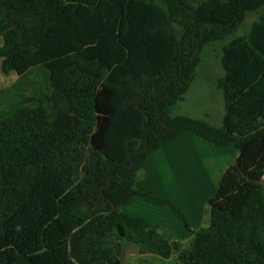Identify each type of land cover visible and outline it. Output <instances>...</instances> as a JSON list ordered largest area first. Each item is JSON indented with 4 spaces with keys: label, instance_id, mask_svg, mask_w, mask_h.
Wrapping results in <instances>:
<instances>
[{
    "label": "trees",
    "instance_id": "1",
    "mask_svg": "<svg viewBox=\"0 0 264 264\" xmlns=\"http://www.w3.org/2000/svg\"><path fill=\"white\" fill-rule=\"evenodd\" d=\"M246 35V16L260 12ZM223 48L221 126L174 115L206 47ZM45 90L0 118V264H264V0H0V70ZM30 103L32 105H30ZM192 133L238 156L188 249L123 211L148 160Z\"/></svg>",
    "mask_w": 264,
    "mask_h": 264
},
{
    "label": "rangeland",
    "instance_id": "2",
    "mask_svg": "<svg viewBox=\"0 0 264 264\" xmlns=\"http://www.w3.org/2000/svg\"><path fill=\"white\" fill-rule=\"evenodd\" d=\"M261 13H263V10L260 12L248 13L237 35L248 34L252 24L259 19ZM231 39L232 37H229L224 41L217 42L205 48L201 63L197 69V78L191 85L186 99L174 108V115L206 120L214 126L222 125L224 101L222 93L217 86V80L223 75V48ZM45 79H47V76L41 69L32 70L23 78L16 75L4 76L0 70V118L11 114L15 110V106L19 104L18 102L35 95L37 91L41 89L45 90L47 88L44 81ZM30 105L32 104L30 103ZM187 134L197 137L192 133ZM197 138L211 147V149H203L201 151L202 158L196 160V162L200 164L199 168L202 172V175L197 177L196 184L203 185V187L206 188L205 193H200L201 190L199 188L198 190L189 189L187 193L172 187H166L164 191L162 190L163 192L174 191L177 198L171 195V199L168 198L167 200H172L173 202H171L173 204H180V206L186 208L187 211L191 210L190 213L188 212L191 218L190 220L188 219L190 229L182 220L176 217L173 210L168 206L152 204V208L146 209V214L150 215V213H152V217L160 218L163 221L161 226H164V229H161L166 234H168L169 231L176 233L181 231L183 234L185 233L186 237L182 243L178 242L179 245L181 244L180 249L189 248L192 240L190 237L193 236L194 231L207 227V219L210 218V213L208 212L206 196L210 198L216 194L220 183L219 180H221V174L235 163L238 156V152L234 147L220 149L210 145V143L205 142V140L199 137ZM197 148L200 151V147ZM198 179L202 180L197 183ZM187 196L188 199H186ZM186 200L192 203H188ZM181 202H183V204H181ZM194 208H196L197 213L195 211L193 214ZM201 212L200 220H195V216L197 214L200 215ZM185 214L188 215L187 212H185ZM125 257L122 264H179L177 252L174 253L170 259H164L156 255H141L139 248L134 244L126 245ZM117 264H121L119 260Z\"/></svg>",
    "mask_w": 264,
    "mask_h": 264
},
{
    "label": "crops",
    "instance_id": "3",
    "mask_svg": "<svg viewBox=\"0 0 264 264\" xmlns=\"http://www.w3.org/2000/svg\"><path fill=\"white\" fill-rule=\"evenodd\" d=\"M197 147H200V151L198 150ZM203 149H211V147L207 145L206 143H203V141L199 140L197 137H194L193 135L186 133L180 136L174 142L168 144L162 150L155 153L148 160V162L144 165L140 173V177L138 181L139 190L143 192H152L166 199L168 198L171 199V195L175 196L174 191L163 192L166 187L180 189L181 191L186 192V193L189 189L198 190L199 188L201 190L200 193H205L206 188H204L203 185L196 184L197 177L202 175V172L200 171V168H199L200 164L197 163L196 160L202 158L201 151ZM223 173L221 174L220 179ZM201 180L202 179H198L197 183H199ZM206 198L207 200L209 199L208 196H206ZM186 199H188V196L186 197ZM186 201L188 203H192L189 200H186ZM152 204L153 203L148 202L146 200L138 199L134 201L132 204L125 206L123 208V211L129 214H132L134 216H138L143 219H146L150 222H153L159 227V232L163 234L167 239L182 243V241L186 237L185 233L183 234L181 231L179 233L169 231V233L166 234L161 229V228L164 229V226H161V223L163 221L160 218L152 217L151 216L152 213H150V215L146 214V209L152 208L151 207ZM181 204H183V202H181ZM176 205L183 212L184 211L187 212L188 215L186 214L185 215L187 219L190 220L191 218L189 217V213L191 212V210L187 211L186 208H183L182 206H180V204L179 205L176 204ZM195 211H196V208H194L193 214ZM208 212L210 213L209 208H208ZM201 214L202 212L200 213V215L197 214L195 216V220L199 221ZM207 220H208L207 223L209 225L210 218ZM191 238L192 236L190 237V239Z\"/></svg>",
    "mask_w": 264,
    "mask_h": 264
}]
</instances>
